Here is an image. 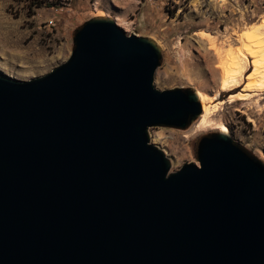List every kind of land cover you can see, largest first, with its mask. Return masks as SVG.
I'll use <instances>...</instances> for the list:
<instances>
[{
    "label": "water",
    "instance_id": "water-1",
    "mask_svg": "<svg viewBox=\"0 0 264 264\" xmlns=\"http://www.w3.org/2000/svg\"><path fill=\"white\" fill-rule=\"evenodd\" d=\"M160 60L98 16L49 72L0 75V264H264V161L216 130L170 171L148 129L202 109Z\"/></svg>",
    "mask_w": 264,
    "mask_h": 264
},
{
    "label": "rangeland",
    "instance_id": "rangeland-1",
    "mask_svg": "<svg viewBox=\"0 0 264 264\" xmlns=\"http://www.w3.org/2000/svg\"><path fill=\"white\" fill-rule=\"evenodd\" d=\"M98 16L157 44L161 60L153 84L160 90L189 87L210 96L220 92L218 58L204 33L225 50L245 48V53L258 51L264 57V0H0V75L28 80L49 72L69 57L75 30ZM248 81L218 94L213 102L217 110L206 126H198V116L184 129H148L150 142L168 157L170 171L197 163L199 138L221 125L234 142L264 161V91L229 101Z\"/></svg>",
    "mask_w": 264,
    "mask_h": 264
},
{
    "label": "bare ground",
    "instance_id": "bare-ground-1",
    "mask_svg": "<svg viewBox=\"0 0 264 264\" xmlns=\"http://www.w3.org/2000/svg\"><path fill=\"white\" fill-rule=\"evenodd\" d=\"M201 36L209 41L210 48L218 58L216 69L218 70L217 73L219 72L221 76L220 92L215 96H210L200 91L196 92L200 99L202 109V113L199 115L196 122H198V126H206L209 124L214 111L217 110V105L213 102L218 94L238 89L242 86V83H244V79H248L249 81L244 85L242 92L237 94L231 93L232 95L229 98L230 102L247 99L250 96V92L261 93L264 91V57L259 58L257 55V53H259L258 51L257 53L252 51H247L248 53H245L243 51L245 48L243 50H234L231 47L225 50L222 46L217 44L216 39L211 37L209 33L201 34ZM241 38H244V33H241ZM250 68H253V70L246 75V71ZM217 73H213L214 80H217L215 79ZM254 78H256V81H252ZM217 129L224 133H228L225 125H221Z\"/></svg>",
    "mask_w": 264,
    "mask_h": 264
}]
</instances>
